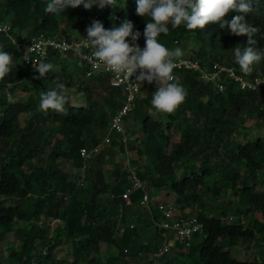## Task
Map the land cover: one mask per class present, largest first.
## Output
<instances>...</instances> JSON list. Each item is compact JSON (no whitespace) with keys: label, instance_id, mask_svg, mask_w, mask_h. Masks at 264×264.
Wrapping results in <instances>:
<instances>
[{"label":"trees","instance_id":"trees-1","mask_svg":"<svg viewBox=\"0 0 264 264\" xmlns=\"http://www.w3.org/2000/svg\"><path fill=\"white\" fill-rule=\"evenodd\" d=\"M47 3L0 0V24L8 23L9 33L19 40L59 32L68 38H80L87 35L91 17L101 21L106 30L119 27L127 18L133 22V31L141 33L137 42H145L143 32L150 18L136 14V0H117L118 6L104 9L93 6L85 10L81 5L55 15L44 12ZM234 15L230 12L225 19ZM246 19L259 28L253 38L258 47L264 48V0H257L256 10ZM158 39L169 49L180 47L185 57L198 58L202 66L219 61L241 72L232 50L246 47V36H234L209 24L195 31L183 26L170 28ZM0 50L11 53L14 64L12 73L0 81V241L13 229L20 236L0 264H126L127 258L143 253L146 256L168 241L158 237L163 232L160 228L151 236L156 246L150 248L124 223L125 211L138 202L141 190L123 199L127 171L119 166L106 173V156L116 157L115 148L122 153L134 152L130 163L148 190L163 189L174 194V206L180 213L195 214L203 224L188 249L174 253L181 249L176 242L180 248L170 246L161 264H263L260 256L239 260L219 240H257L264 258V131L253 134L243 130L241 122L247 114L264 121L260 109L264 87L248 90L226 79L225 89L219 91L199 73L184 71L175 82L187 90L185 102L174 114L156 118L150 110L156 84L144 82L141 89L145 94L136 99L132 112L125 117V121L131 117L139 131L132 130L126 144L112 133L109 145L101 146L86 160L80 148L96 145L102 139L123 100L122 89L110 83V73L87 76L78 66L81 73L76 89L83 95V104H71L68 93L66 116L51 110L44 114L39 109L40 93L53 87L57 79L67 88L74 85L73 73L69 69L64 76L56 71L45 79H33L36 74L22 65L20 51L5 34H0ZM67 58L77 63L72 54L53 51L46 61L60 66L63 62L66 65ZM253 67L247 77L264 76V60ZM16 89L26 90L25 95L16 96ZM23 113H30L24 124L20 120ZM90 128L96 130V135L89 140ZM66 162H70V171ZM225 191L235 197V204H221L219 213L207 209L209 202L217 201ZM229 211L237 217L231 223L225 219ZM159 212L152 209L146 219L159 222L164 217ZM45 218L62 220L57 235L50 237ZM139 221L144 222L141 216ZM124 224L127 229L121 230ZM62 243H68V251L58 257L57 248ZM107 243L116 246L118 255L100 258L101 245Z\"/></svg>","mask_w":264,"mask_h":264},{"label":"clouds","instance_id":"clouds-1","mask_svg":"<svg viewBox=\"0 0 264 264\" xmlns=\"http://www.w3.org/2000/svg\"><path fill=\"white\" fill-rule=\"evenodd\" d=\"M256 2L257 0H136V14L150 18L143 32L145 47L141 49L137 43L141 33L133 31L131 20L126 18L119 27L106 30L101 21L94 19L86 28L87 45L92 49L89 59L95 65H103L118 79L132 80L135 75V81L140 86L145 81L148 84L155 82L156 90L151 99L155 114H174L187 97V90L175 82L173 74L178 59L184 53L180 47L169 49L158 38L161 34L167 35L170 28L183 26L188 31H195L209 24L218 25L234 36H246V47L236 46L232 51L241 73L250 75L254 70L253 66L264 60V48L258 47L253 38L260 30L246 19L256 10ZM81 5L85 10H91L93 6H98L99 9L118 6L117 0H48L43 10L46 14L55 15L63 13L67 8L75 9ZM230 12H235L236 15L225 19ZM54 67L53 63L44 58L39 59L33 63L34 72L39 73L33 79H45L48 73L54 71ZM13 68L12 54L0 50V81L12 73ZM52 83L53 87L40 93L39 109L44 114L51 110L66 116V105L69 103L66 84L59 79ZM152 252L146 255L151 262L155 260L150 257Z\"/></svg>","mask_w":264,"mask_h":264},{"label":"built area","instance_id":"built-area-1","mask_svg":"<svg viewBox=\"0 0 264 264\" xmlns=\"http://www.w3.org/2000/svg\"><path fill=\"white\" fill-rule=\"evenodd\" d=\"M94 19L96 20V17L90 19L88 26ZM9 28L10 26L8 23H1L0 34H5V36L10 39L11 43L17 47L21 53L22 65L24 67H29L34 74L39 75L38 72H34L33 63L41 58L47 60L50 51L61 54L70 53L75 56L78 64L84 68L85 75L90 76L95 73H100L101 71L108 72L110 73L111 85L122 89L123 100L117 112L110 118L108 132L102 136V139L96 145L91 147H81V157L87 160L96 155L101 146L110 143L112 133H117L123 144L127 143L128 137L126 136L124 125L125 117L132 111L144 82L141 86L138 85L135 81V75L131 78L132 80L118 79L113 73L107 71L103 65H95L94 62L89 59L92 49L87 45V35L80 38H68L65 34L59 32L47 36L44 34H35L19 40L9 33ZM13 41H16V43ZM137 43L141 49L145 47V42ZM184 71H194L199 73L200 77L205 82L214 84L219 91L225 89L226 79L233 80L239 87L248 90H258L264 87V76L249 78L241 72H238L234 67L224 65L220 62H214L209 66H202L198 58L182 56L178 59L173 74L177 79ZM152 84H155V82ZM260 109L264 113V104L260 106ZM128 162H130V160H128ZM128 162H126L127 166L125 164L124 167L127 171V186L122 191L121 197L123 199H129L130 193L140 189L141 192L137 205L149 212H152V209H156L164 214L163 219L158 223L159 227L163 229V235H166V232L170 231L174 235V240L176 242H178L183 248H188L191 245L194 233L202 231V222L195 214L188 213L183 215L172 204L154 201L145 186L144 180L139 176L136 167ZM85 167L86 165L84 164L82 171H84ZM78 181H81V178H79ZM66 197L67 196H65V198ZM236 219L237 217L232 214H229L226 217L228 223L234 222ZM57 220L59 219L57 218ZM170 246V242L165 243L160 249L153 251L150 254V257L154 259L161 258L169 251Z\"/></svg>","mask_w":264,"mask_h":264},{"label":"rangeland","instance_id":"rangeland-1","mask_svg":"<svg viewBox=\"0 0 264 264\" xmlns=\"http://www.w3.org/2000/svg\"><path fill=\"white\" fill-rule=\"evenodd\" d=\"M64 29V25H62V30ZM188 41H185V44H187ZM66 65L63 62V64H61L60 66L55 65L54 67V71L52 72H56L58 73L59 71H61V75L67 73L65 72V70H69L73 73V82L74 85L69 86L68 89V93L70 95V101L71 104L73 105H82L83 104V95L76 89V84L78 83V75H80L81 71L80 69H82L83 67H81L78 63H76V60L73 58H67L66 59ZM78 66H80V69L78 68ZM73 69V70H72ZM52 72L48 73L51 74ZM76 75V76H75ZM64 76V75H63ZM26 90H21V89H16L15 94L16 96L20 97L25 95ZM145 94V90L141 89L139 92V96H142ZM151 110V114L153 116H155L156 118H158L160 116V114H155L154 109H150ZM132 112V111H131ZM30 113H23L20 116V120L22 122V124H24V122L26 121V119L29 117ZM242 127L243 130L247 129V131H250L251 133H256V134H262V132L264 131V121L261 120L259 117H256L255 115H251V114H247L245 115L242 119ZM124 125H125V130H126V136L128 137V139L132 136V134H130V132L134 129L138 130V126L135 123V121L130 117L128 118L126 121H124ZM89 129V128H88ZM92 128H90V133H87V139H91L94 137V135H96V130H91ZM139 131V130H138ZM137 131V132H138ZM90 135V136H89ZM118 138V137H117ZM109 145V144H107ZM119 149V148H118ZM117 155L116 157H110V156H106L105 159V163L103 165V167H105L106 169V173L108 174L109 169H113L114 167H119L121 166V169L123 170L125 167L126 162H128V160H132L133 157H135L134 152L132 150H128L125 151V153L120 152V150H114ZM128 153V155H127ZM137 157V156H136ZM135 159V158H134ZM130 163V162H128ZM118 164V165H117ZM66 168L67 170L70 171V169L72 168L70 165V162H66ZM127 166V164H126ZM111 177V176H110ZM109 177V178H110ZM111 179H113L111 177ZM127 179V177H126ZM151 187V186H150ZM149 194L152 196V198L154 199V201L156 202H165V203H169L172 205H175L174 203V197L175 195L172 193H166L165 190L163 189H159V190H148ZM226 193H224V195H222L217 201L209 202L207 209L213 208L215 213H219L221 211L220 205L221 204H225L227 206L232 207L235 202L234 196H231L229 194V191H225ZM178 209V208H177ZM126 214V221L124 223H126L127 228H130L131 230H134L135 235L138 237L139 241H145L143 243H148L150 244V248H154L156 245H154V243L152 242V235H154L157 231V228L160 230L159 225L154 224V222L152 220H148L146 218L149 217V212L146 211V209L141 208L136 204L132 205L131 207H128L127 211H125ZM147 214V217H145V215ZM231 214V212L229 211L227 213V215ZM139 216H141L144 220V222H140L139 221ZM151 219V217H150ZM153 219V218H152ZM146 220H148L149 222H147ZM153 223H152V222ZM45 225L47 226V230L48 233L51 236H55L57 235V228L62 226L63 222L62 220H57V218H45L44 221ZM133 225V226H131ZM125 226V224L123 225V227L121 228V230L127 229ZM136 229H135V228ZM153 233V234H152ZM159 234V238L160 240L163 238V240L168 239V241L172 242L173 244H171V246L174 244L176 245V242L174 241V235L169 231L166 232V235H162L160 233ZM20 238V236H18L16 234L15 229L7 232L3 238L0 241V260L4 259L7 254L9 253V250L11 249V247L14 245V243L16 241H18V239ZM49 242V241H48ZM219 243L224 247L225 250L230 251V253L238 258L239 260H252L253 258H256L258 256H260L259 261L261 263L264 264V258L262 257V255H260L261 253L259 252L260 249V245L258 243L257 240H245V239H239V238H230V237H223L222 239L219 240ZM152 245V246H151ZM178 246V245H176ZM178 248H180L178 246ZM101 253H100V258H105L107 257V255H118V249L116 248V246L112 245V244H102L101 245ZM58 252V257H64V255H66L65 253L68 251V243H62L59 248H57ZM185 249H175L174 253L178 252H184ZM152 251V250H151ZM45 252V249L43 250V253ZM143 253V252H142ZM169 254L164 255L161 258H156L153 262H147L146 264H161V262L163 260H165L166 257H168ZM149 256V255H148ZM142 257V256H141ZM145 257V256H143ZM181 257L183 258V255H181ZM106 259V258H105ZM133 258H131L132 261ZM137 258L133 259L136 261ZM138 261V260H137ZM181 261V260H180ZM130 264H135L134 262L130 263Z\"/></svg>","mask_w":264,"mask_h":264},{"label":"crops","instance_id":"crops-1","mask_svg":"<svg viewBox=\"0 0 264 264\" xmlns=\"http://www.w3.org/2000/svg\"><path fill=\"white\" fill-rule=\"evenodd\" d=\"M159 212V211H158ZM180 212V211H179ZM160 213V212H159ZM161 214V213H160ZM149 220H152L153 222H154V224H156V225H158V223L155 221V220H153V219H149ZM147 222H149L148 220H147ZM157 231L159 232L160 230L157 228ZM141 242H145L144 240L143 241H141ZM170 243L171 244H173L171 241H170ZM131 258L132 257H129V258H127V262H126V264H130L131 262L133 263H135V264H146L147 262H150L151 261V259L149 258V257H147V256H145V257H135V258H137L136 259V261L135 260H133L132 259V261H131ZM134 258V259H135ZM138 260V261H137Z\"/></svg>","mask_w":264,"mask_h":264}]
</instances>
